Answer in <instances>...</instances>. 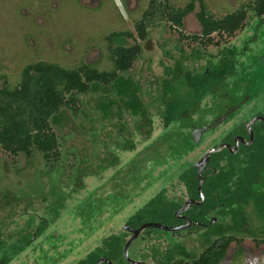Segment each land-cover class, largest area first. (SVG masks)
<instances>
[{
  "label": "rangeland",
  "instance_id": "obj_1",
  "mask_svg": "<svg viewBox=\"0 0 264 264\" xmlns=\"http://www.w3.org/2000/svg\"><path fill=\"white\" fill-rule=\"evenodd\" d=\"M149 1L0 0V86L4 80L17 83L23 68L38 62L110 70L105 38L125 31L138 37L134 24L142 19ZM168 1L184 7L191 0ZM203 1L213 16L221 18L250 0ZM198 12L196 3L195 12L184 20L185 35L201 33ZM136 43L142 48L140 58L132 70L119 75L109 94L92 85L89 95L78 96L76 112L64 109L52 120L61 153L54 168L46 166L37 151L27 159L0 150V254H12L8 264H79L110 237L123 235L126 242L123 228L138 212L159 195L179 208L188 192L181 175L208 150L240 135L254 117L264 116V17L249 12L245 28L235 37L203 48L180 39L158 16L149 24L145 41L125 39L115 46ZM217 67L220 73L214 74ZM188 76L190 86L201 79L202 87H185ZM172 93L176 98L169 97L170 101L179 98V104L185 97L202 94L190 124L184 119L165 126L164 96ZM198 126L216 129L205 133L199 144H189L187 139ZM152 153L170 159L156 166L153 158L144 157ZM136 160L148 168L154 182L126 200V195L118 196L117 187L122 185H114L115 176ZM127 173L132 177L133 167ZM111 201L122 207L102 220ZM256 211L252 206L246 214L235 209V225L233 211H227L230 216L224 219L218 209L210 216L215 221L210 228L192 229L184 240L151 230L132 244L129 257L144 264H168L197 258L221 235L264 239V214L258 221ZM245 253L240 264H264V252Z\"/></svg>",
  "mask_w": 264,
  "mask_h": 264
},
{
  "label": "trees",
  "instance_id": "obj_2",
  "mask_svg": "<svg viewBox=\"0 0 264 264\" xmlns=\"http://www.w3.org/2000/svg\"><path fill=\"white\" fill-rule=\"evenodd\" d=\"M164 2L165 4L162 3V0L149 1L142 19L134 24L138 37L125 31L111 33L105 38L109 60L112 64L110 70L101 71L91 64L64 68L57 64L38 62L24 67L17 83L11 84L4 80L0 86V150L12 157L17 158L23 155L27 159L37 151L43 156L46 166L54 168L61 159V153L60 142L53 129L52 120L64 109L76 112L79 104L78 96L89 95L92 85L100 86L105 94H109L119 75L132 70L142 53V48L138 43L131 47L115 46V44H120L125 39L138 38L140 41H145L148 37L149 24H152L158 16L170 23V28L179 34L180 39L198 43L203 48L218 47L221 45V39L224 38V42H226L235 37L245 28L249 12L254 13L258 18L264 17V0H250L233 13L221 18L213 16L203 0H191L184 7H177L168 0ZM196 3L199 6L196 19L200 25L201 33L185 35L181 30L184 20L195 12ZM215 36L219 39L215 40ZM218 72L220 73L219 67L213 71L214 74ZM229 74L230 72L225 77ZM190 78L191 76L187 77L185 87L188 86L190 89L202 87L201 79L198 83L190 86ZM176 80L180 82V77ZM217 84L216 87L219 85ZM173 95L174 93L164 96V105L167 109L165 126L169 123H180L184 119L186 123L190 124L192 112L200 106L199 101L202 94L195 98L185 97V101L181 98L183 100L181 104H179V98L172 102L175 100L173 98H176ZM169 97L173 100L170 101ZM170 138L166 141L169 145L171 144ZM187 141L189 144H194L191 137ZM166 151L168 152V150L164 151L167 154ZM150 155L144 157L153 158L155 164L160 162L159 154L154 153L153 155L152 153ZM140 164H143L140 160H136L133 165L130 164L134 170L132 177L127 173L130 166L126 167L123 173L119 171V174L115 176L116 183L114 185L122 181L120 176H123L121 185H125L127 179L130 180L129 186L133 182L136 183L135 185L143 182L150 172L146 170L147 167H141ZM212 166L220 170L217 175L206 181L207 187L203 188L209 196L207 200L209 207L215 206L216 209H219V216L224 219L230 216L229 213L233 211L231 218L237 225L234 210L241 208L245 213L252 206L255 211H258V213L256 211L257 219L260 221V217L264 214V126L258 125L254 129V142L248 148H242L236 155L229 152L215 155ZM194 171L193 168L184 172L180 177L188 191L192 193H195L198 184ZM125 175H128L129 178L125 179ZM117 189L118 196H123L122 187L118 186ZM167 200L164 196L155 198L131 219L128 226H138L139 228L149 222L175 226L177 221L174 212L178 207L170 202L164 203ZM247 221L249 222V220ZM216 229L217 226L214 230L216 231ZM150 232V230L145 231L144 235H148ZM122 236L106 239L101 248L79 264H96L100 257L108 259L113 264H128L123 257V247L126 242L123 243ZM14 247H17V244ZM24 247L25 245L15 253L23 250ZM1 248L0 244V251ZM251 250L264 252V239L245 240L234 235H221L197 258L175 259L168 264H225L229 260L232 264H240L245 252ZM11 258V253H1L0 264H8Z\"/></svg>",
  "mask_w": 264,
  "mask_h": 264
},
{
  "label": "flooded vegetation",
  "instance_id": "obj_3",
  "mask_svg": "<svg viewBox=\"0 0 264 264\" xmlns=\"http://www.w3.org/2000/svg\"><path fill=\"white\" fill-rule=\"evenodd\" d=\"M230 111V110H229ZM228 111V113H225L224 114V116L225 117H227V119L229 118V116H230V112ZM221 116H223V115H221ZM220 116V117H221ZM258 117H261V118H264V116H257V117H254L253 119H255V118H258ZM219 118V117H218ZM226 119V120H227ZM252 119V120H253ZM225 120V121H226ZM251 121V120H250ZM249 121V122H250ZM248 122V123H249ZM224 123V122H223ZM247 123V124H248ZM221 125V124H220ZM220 125H216L215 127L217 128V127H219ZM258 125H261V126H264V123L263 122H260V121H258L256 124H254L253 126H252V128H251V131H252V133H253V142H254V129L256 128V127H258ZM203 127H205V126H203ZM203 127H196L195 129H193V131H192V133L195 131V130H198V129H201V128H203ZM208 127V131L207 132H205V133H208L210 130H215L214 128H212L211 126H207ZM191 133V134H192ZM205 133H203L202 134V137L205 135ZM237 137H241L243 140H244V142H245V144L246 143H248L249 142V140H250V138H248L249 137V135H248V132H247V129H246V126L243 128V131H242V133L239 135H236L235 137H233V139H229V140H231V141H229V142H223L221 145H223V144H227V145H229V146H231L232 147V151H234V144H235V139L237 138ZM192 138V137H191ZM193 140V139H192ZM201 140H202V138H201ZM200 140V141H201ZM200 143V142H199ZM198 143V144H199ZM195 144V143H194ZM245 144H243V143H241L240 141H238V152L236 153V154H238L239 152H240V150L242 149V148H248L249 146H246ZM197 145V144H196ZM215 148H217V147H215ZM215 148H213V149H215ZM211 150V149H210ZM209 151V150H208ZM222 152H229L230 154H233V155H236V154H234V153H232L231 151H229V150H227V149H224ZM222 152H220V153H222ZM207 153V152H206ZM205 153V154H206ZM220 153H218V154H220ZM159 154H160V152H159ZM218 154H215V155H218ZM165 155H166V153H165ZM215 155H212L211 156V158H210V161H209V163H208V165L206 166V168L203 170V172H202V178H203V186H202V190H201V195H202V197H201V195H200V193H199V191H198V186H199V180H198V169H196L195 168V165H194V169H195V173H196V179H197V181H198V184H197V187H196V190H195V193L193 192H190V191H188L186 194H187V196H186V199L183 201V203L182 204H178V205H180L179 206V208H177L176 210H175V212H174V217H175V219H176V221H177V224L175 225V226H168V227H175V228H180V227H184V226H186L187 224H188V222L186 221V219H188V220H190V226L186 229V230H183V231H179V232H175V233H170V232H165V233H169L170 235H171V237H172V239H176V240H184V239H187V238H189V234L191 233V230L192 229H196V230H198V231H202V230H204V229H208V228H210V226L212 225V222L214 223L215 221L213 220L212 222H211V218H210V216H212L214 213H215V211L216 210H218V209H216L215 208V206L213 207V206H210L209 207V205L207 204V200L209 199V196H208V193L207 192H205L204 190H203V188L206 186L205 185V183H206V181L207 180H209L211 177H213L214 175H217L218 174V169H216L215 167H213V166H211L212 165V163H213V159H215ZM205 156V155H204ZM203 156V157H204ZM202 157V158H203ZM201 158V159H202ZM167 159H170L169 157L167 158V156L166 157H164V159H162V157L161 156H158V160L160 161L158 164H156V166H158V165H164L165 164V162L167 161ZM200 159V160H201ZM199 160V161H200ZM198 161V162H199ZM197 162V163H198ZM211 166V167H210ZM151 172H150V174L148 175V177H146L145 179H143V182H140V183H138V185H135L136 183H132V185H130L129 186V182H130V180L129 179H127V180H125V185H123L122 184V189H123V196L124 195H126V200H128V199H130V196H129V194L130 195H134V194H138V193H141L142 192V190L147 186V187H150L151 185H152V183L154 182V180H153V177H151ZM120 184H121V182H119ZM140 184V185H139ZM207 187V186H206ZM114 190V189H113ZM112 193H114V191H112L110 194H112ZM123 196H121L120 198H122ZM158 196V195H157ZM160 196V195H159ZM158 198V197H157ZM166 198V197H165ZM167 199V198H166ZM169 201L167 200V202H165L164 201V203H168ZM170 203H172L173 205H175V206H177L176 205V203H173V202H170ZM188 203V207H187V209H186V211L185 212H183V213H181L180 215H179V217H176V213H178L180 210H182V209H184L185 207H186V204ZM208 205V206H207ZM122 207V206H121ZM121 207H117V203L116 202H114V201H111V203L105 208V209H103V212H102V215H101V218H102V220H104L106 217H108L110 214H112V212H117V210H120V208ZM107 219H109V218H107ZM101 220V221H102ZM150 223V222H149ZM127 226V225H126ZM125 226V227H126ZM127 227H129V226H127ZM141 227V226H140ZM129 228H132V227H129ZM132 229H134V228H132ZM148 230H156V229H148ZM148 230H146V231H148ZM160 231V230H159ZM145 232V231H144ZM144 232L142 233V235H144ZM124 234L127 236V238H131L132 237V234H130V233H128V232H126V231H124ZM187 235H189V236H187ZM144 236H146V235H144ZM186 237V238H185ZM191 237V236H190ZM143 238H145V237H143ZM128 239V240H129ZM127 240V241H128ZM126 241V242H127ZM180 242H182V241H180ZM126 244V243H125ZM125 246V245H124ZM132 246V245H131ZM124 248V247H123ZM130 249V248H129ZM129 252V251H128ZM128 255H129V253H128ZM100 259H106V258H104V257H100ZM99 259V260H100ZM98 260V261H99ZM108 260V259H107ZM125 260V259H124ZM98 261L96 262V264L98 263ZM126 261V260H125ZM134 261V260H133ZM111 262V261H110ZM128 264H130L128 261H126ZM136 262H139V261H136ZM112 263V262H111ZM140 263H143V262H140ZM102 264H105V263H102ZM113 264V263H112Z\"/></svg>",
  "mask_w": 264,
  "mask_h": 264
},
{
  "label": "water",
  "instance_id": "obj_4",
  "mask_svg": "<svg viewBox=\"0 0 264 264\" xmlns=\"http://www.w3.org/2000/svg\"><path fill=\"white\" fill-rule=\"evenodd\" d=\"M258 121L263 122L264 123V118L258 117L255 118L253 120H251L247 125H246V129L249 135V142L245 144L244 140L241 137H237L235 139V144H234V151H232V147L227 145V144H223L220 145L219 147L215 148V149H211L209 151H207V153L205 154V156L195 165V168L198 169V180H199V186H198V191L201 195V190H202V186H203V178H202V172L203 170L206 168V166L208 165L210 158L212 155L218 154L220 152H222L224 149H227L229 151H231L232 153L236 154L238 152V141H240L241 143L245 144L246 146H249L253 143V133L251 131V128L254 124H256ZM209 129L208 127H203L201 129L195 130L192 134L191 137L194 141L195 144H198L202 138V134L207 132ZM202 197V195H201ZM188 207V203L186 204V207L182 210H180L178 213H176V217H179V215L183 212L186 211ZM186 221L188 222V224L184 227H180V228H175V227H168V226H164L162 224L159 223H145L143 224L141 227L137 228V229H132L129 227H124V231L132 234V237L126 242L124 248H123V257L126 261H128L130 264H144V263H140V262H136L133 261L129 255H128V251L129 248L131 247V245L142 235V233L148 229H156V230H160L163 232H170V233H175V232H179V231H183L186 230L189 226H190V220L186 219ZM112 264L109 260L107 259H100L98 261L97 264Z\"/></svg>",
  "mask_w": 264,
  "mask_h": 264
}]
</instances>
